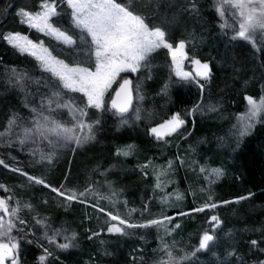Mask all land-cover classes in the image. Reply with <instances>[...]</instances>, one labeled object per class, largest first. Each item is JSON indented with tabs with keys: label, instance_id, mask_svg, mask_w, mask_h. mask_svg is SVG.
Here are the masks:
<instances>
[{
	"label": "rangeland",
	"instance_id": "rangeland-1",
	"mask_svg": "<svg viewBox=\"0 0 264 264\" xmlns=\"http://www.w3.org/2000/svg\"><path fill=\"white\" fill-rule=\"evenodd\" d=\"M214 2L223 24L235 34L232 45L238 39H264V0ZM162 4L164 15L159 10ZM194 9L190 0H21L16 25L3 38L19 54L33 59L37 70L16 82L19 106L0 115V165L13 173L0 172V264H17L14 231L24 236L38 230L47 242L46 255L51 243L63 247L72 232L64 223L53 224L50 214L71 203L81 206L86 216L95 213L99 232L108 236L154 230L163 249L155 264L191 261L195 251L209 248L219 227L214 215L207 217L206 230L188 252L190 242L172 238L180 222L169 223L188 212L170 218L161 215L179 209L183 201L173 162L136 169L141 193L148 189L155 200L150 208L149 198L141 204L130 201L128 184L120 176L126 166L100 168L101 156L90 166V156L84 154L108 124L115 134L143 133L156 142L174 135L182 140L190 137L187 121L194 118L199 104L168 116L160 113L163 109L155 114L146 85L156 67L164 72L158 90L165 97L172 79L196 86L209 81L208 62L188 54L197 45L195 29L177 28L188 22ZM161 50L168 61L151 62ZM234 118L238 128L231 127L230 132L253 128L264 118V96L247 99L246 112ZM132 151L130 145L115 153L126 159ZM75 157L84 170L71 174ZM178 165L183 171L181 158ZM60 168H64L61 177ZM198 172L207 190L224 175L221 167L210 163L199 166ZM207 204L190 213L213 211L219 205Z\"/></svg>",
	"mask_w": 264,
	"mask_h": 264
},
{
	"label": "trees",
	"instance_id": "trees-1",
	"mask_svg": "<svg viewBox=\"0 0 264 264\" xmlns=\"http://www.w3.org/2000/svg\"><path fill=\"white\" fill-rule=\"evenodd\" d=\"M190 1L195 8L191 12L193 15H189L188 22L179 24L177 28L195 29L197 45L189 48L188 54L208 62L209 81L196 86L191 82L172 79L165 97L159 95L158 90L163 83L164 72L155 66L146 85L155 114L163 109L160 113L168 116L173 111H183L194 103L199 104L194 118H188L187 121V127L191 129L190 137L182 140L181 136L174 135L165 142H156L143 133L115 134L112 124H108L101 127L98 135L97 143L101 146L96 143L87 148L84 154H89L90 166L99 156L102 157L101 163L98 161L100 168L112 164L126 166L127 171L123 175L120 173V176L128 184L125 187L129 189L125 192L131 195L130 201L141 204V201L149 198L150 208L155 200L148 196V189L141 193V184L135 183L139 176L136 169L143 164L158 166L174 163L172 167L176 172V189L181 193L183 201L179 209L161 212V215L170 218L182 212L188 213L169 221L170 226L180 222L173 232V240L183 244L190 242L185 247L188 252L198 244L200 235L206 230L207 217L214 215L219 221L209 248L204 252L195 251L191 261L184 260L180 264H262L264 118L253 128H239L234 132L230 130L231 127L238 128L234 125V117L246 112L247 99L264 96V39L259 41L254 36L249 42L238 39L232 45L231 39L235 34L218 16L214 0ZM20 2L0 0V115L19 106L14 92L16 82L37 70L33 59L19 54L3 38V34L16 25V9ZM159 8L163 15L166 14L164 4ZM178 32L175 31L174 36ZM163 59L168 61L166 52L161 50L150 60L161 65ZM230 133L234 135L235 141ZM130 145L133 151L126 159L115 153ZM180 158L183 171L178 165ZM204 163L218 165L224 170L221 180L208 190L198 172L199 166ZM82 168L83 165L75 157L71 174L84 170ZM60 170L64 171V168ZM0 172L2 175L13 174L1 165ZM148 182L146 184L150 186ZM39 190L47 191L44 187ZM234 199L240 200L227 203ZM212 203H219L213 211L190 213ZM50 216L53 224L64 223L73 237L69 236L63 247H58L57 243L49 244L51 250L46 255L44 248L47 242L38 230L34 228L24 236L14 231L17 264H155L157 257L162 254L163 249L159 244L161 239L154 230L134 229L124 236L105 235L98 230V217L95 213L90 212L86 216L81 206L74 203L53 210ZM166 241L169 242V237H166Z\"/></svg>",
	"mask_w": 264,
	"mask_h": 264
}]
</instances>
